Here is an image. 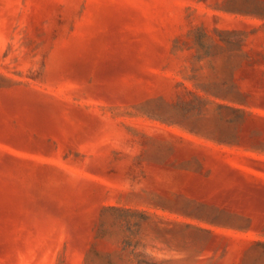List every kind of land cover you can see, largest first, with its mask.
Here are the masks:
<instances>
[{
    "label": "rangeland",
    "instance_id": "1",
    "mask_svg": "<svg viewBox=\"0 0 264 264\" xmlns=\"http://www.w3.org/2000/svg\"><path fill=\"white\" fill-rule=\"evenodd\" d=\"M0 264H264V0H0Z\"/></svg>",
    "mask_w": 264,
    "mask_h": 264
}]
</instances>
